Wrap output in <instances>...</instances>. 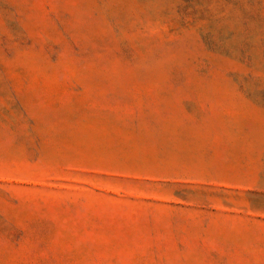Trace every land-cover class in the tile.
Segmentation results:
<instances>
[{
	"label": "rangeland",
	"instance_id": "374dc122",
	"mask_svg": "<svg viewBox=\"0 0 264 264\" xmlns=\"http://www.w3.org/2000/svg\"><path fill=\"white\" fill-rule=\"evenodd\" d=\"M0 264H264V0H0Z\"/></svg>",
	"mask_w": 264,
	"mask_h": 264
}]
</instances>
